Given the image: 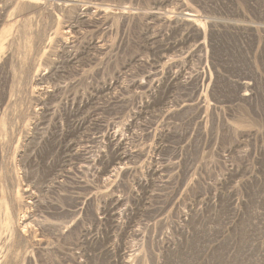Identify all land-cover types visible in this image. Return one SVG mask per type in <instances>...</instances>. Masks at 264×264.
Listing matches in <instances>:
<instances>
[{"label":"rangeland","instance_id":"374dc122","mask_svg":"<svg viewBox=\"0 0 264 264\" xmlns=\"http://www.w3.org/2000/svg\"><path fill=\"white\" fill-rule=\"evenodd\" d=\"M35 1L0 0V264H264V0Z\"/></svg>","mask_w":264,"mask_h":264},{"label":"bare ground","instance_id":"6f19581e","mask_svg":"<svg viewBox=\"0 0 264 264\" xmlns=\"http://www.w3.org/2000/svg\"><path fill=\"white\" fill-rule=\"evenodd\" d=\"M30 3H36V1L35 0H28ZM72 28H74V27H72ZM29 225L28 224H26V226L25 227H28ZM35 242H37L39 245H41L42 243H44L45 242V240L43 239V238H36L35 239Z\"/></svg>","mask_w":264,"mask_h":264}]
</instances>
